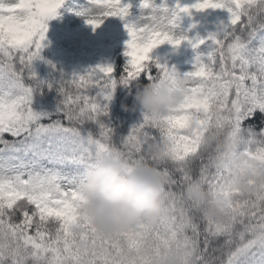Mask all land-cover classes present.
<instances>
[{"label": "snow or ice", "instance_id": "1", "mask_svg": "<svg viewBox=\"0 0 264 264\" xmlns=\"http://www.w3.org/2000/svg\"><path fill=\"white\" fill-rule=\"evenodd\" d=\"M64 2L0 0V264H264V120L258 131L247 123L264 116V0H139L132 19L131 3L90 0L77 14L93 30L109 16L125 21L122 70L40 80L33 63ZM210 9L228 15L206 38L177 33L182 14ZM185 41L193 50L207 41L209 51L183 75L151 55ZM54 85L56 113L36 111L34 93ZM133 85L167 86L182 100L162 112L141 107L117 138L109 104L117 87ZM110 160L122 175L159 178L155 223L103 233L83 211V184Z\"/></svg>", "mask_w": 264, "mask_h": 264}, {"label": "trees", "instance_id": "2", "mask_svg": "<svg viewBox=\"0 0 264 264\" xmlns=\"http://www.w3.org/2000/svg\"><path fill=\"white\" fill-rule=\"evenodd\" d=\"M89 1L65 0L54 18L47 22L45 47L40 53L42 59L33 63L38 79L59 80L62 74L65 78H69L74 73L83 74L86 70L103 64H112L117 73L122 70L127 59L124 52L129 39L124 20L115 16L107 17V24L103 29H99L100 32L83 28L60 29L57 25L59 18L75 14L79 6ZM123 2L132 4L130 9L132 15L128 17L132 19L137 15L136 5L139 0H123ZM167 2L170 7H174L177 0H167ZM179 3L181 6L190 5L195 3V0H179ZM227 15L226 11L211 9L199 13L193 12L192 16L182 14L176 31L178 34H186L191 40L198 37L206 38L209 32L215 30L219 22L226 21ZM208 43L206 41L196 50H193L187 41L177 49L165 43L154 49L151 55L159 57L161 63L167 62L169 66H175L176 70L183 75L193 69L194 57L197 53L204 55L209 51ZM137 92L138 88L135 85L131 88L119 86L109 104V115L105 118V122L110 123V126L114 128L117 138L126 135L131 126L142 119L141 107L135 103ZM59 100L55 85L51 90L44 87L42 91L34 93L32 106L36 111L54 114ZM262 120L264 116L257 113L255 118L247 123L256 126L258 131ZM4 138L12 139L7 133Z\"/></svg>", "mask_w": 264, "mask_h": 264}, {"label": "clouds", "instance_id": "3", "mask_svg": "<svg viewBox=\"0 0 264 264\" xmlns=\"http://www.w3.org/2000/svg\"><path fill=\"white\" fill-rule=\"evenodd\" d=\"M153 23L157 28L167 27L159 17ZM181 100V92L172 91L167 86H145L135 95V103L150 112L167 111ZM83 193L87 200L83 211L91 217L96 229L114 233L133 226L142 218L155 223L161 210L163 187L159 178L149 173L122 175L120 162L110 160L90 171L83 184ZM197 195L207 199L203 192ZM208 211L219 215L214 208ZM172 264L177 261L173 260Z\"/></svg>", "mask_w": 264, "mask_h": 264}, {"label": "rangeland", "instance_id": "4", "mask_svg": "<svg viewBox=\"0 0 264 264\" xmlns=\"http://www.w3.org/2000/svg\"><path fill=\"white\" fill-rule=\"evenodd\" d=\"M89 2L87 4H83V5L79 6V8L77 9V12L75 14L59 18L57 20L58 27L60 29H65L66 27H68V28H79V29L83 28V29L92 30L93 32H100L101 30H99V29L100 28L103 29L105 27V25L107 24V19H104L103 23L98 28H95V30H93V27L91 25H89L88 23H86V18L77 14L83 8L87 7L89 5ZM160 2H161V0H157V3H160ZM133 12H134V10H133ZM136 13L138 14V10L136 11ZM125 63H126V61H125Z\"/></svg>", "mask_w": 264, "mask_h": 264}]
</instances>
